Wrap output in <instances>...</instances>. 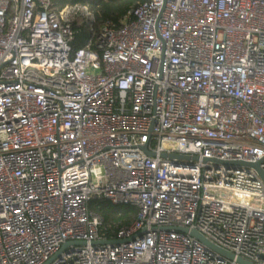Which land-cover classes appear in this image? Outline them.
<instances>
[{
    "label": "built area",
    "instance_id": "2783aa9c",
    "mask_svg": "<svg viewBox=\"0 0 264 264\" xmlns=\"http://www.w3.org/2000/svg\"><path fill=\"white\" fill-rule=\"evenodd\" d=\"M55 1L0 0V264H237L183 229L264 264V181L205 162L264 172V0H149L99 32ZM95 199L137 218L104 239Z\"/></svg>",
    "mask_w": 264,
    "mask_h": 264
},
{
    "label": "trees",
    "instance_id": "16d2710c",
    "mask_svg": "<svg viewBox=\"0 0 264 264\" xmlns=\"http://www.w3.org/2000/svg\"><path fill=\"white\" fill-rule=\"evenodd\" d=\"M70 5L81 4L87 5L95 16L94 29L99 32L106 22H111L116 28L122 25V22L130 13L139 5L149 0H70ZM67 5V4H66ZM64 4V6H66ZM63 6V7H64ZM55 7H59L57 0ZM61 7V8H63ZM60 8V7H59ZM77 31L73 49L76 51L83 48L90 39V33L87 27L79 26L78 22L74 23ZM89 209L103 218L104 224L101 228L100 235L104 239H113L122 227H129L137 218L138 209L131 206H115L106 200H92L89 203Z\"/></svg>",
    "mask_w": 264,
    "mask_h": 264
},
{
    "label": "water",
    "instance_id": "95a60500",
    "mask_svg": "<svg viewBox=\"0 0 264 264\" xmlns=\"http://www.w3.org/2000/svg\"><path fill=\"white\" fill-rule=\"evenodd\" d=\"M145 151L152 155V153L148 152L146 148H144ZM163 157L165 158H170V159H189V158H186V157H183V156H178V155H163ZM194 159H197V158H194ZM214 162L216 163L217 165H223L225 167H234V168H253L255 169L258 174L260 175L261 179L264 181V172L261 170L260 168V165L262 163V161L258 162V163H246V162H221V161H215V160H208L206 159L205 162ZM183 232L185 233H189L191 236L195 237L197 240H199L203 245H205L207 248L213 250V251H216L218 252L219 254H221L222 256L230 259V260H235L237 262V264H253L249 261H246L242 258H236L234 254L226 251V250H223L219 247H217L216 245H214L213 243H211L207 238H205L201 233H199L198 231L196 230H193V231H188L187 229H183L182 230ZM121 241L120 240H108V241H96L94 242L93 244L94 245H98V244H119ZM86 243L85 242H72V243H67L65 244L62 249H61V252L63 250H65L67 247H69L70 245H79V246H82V245H85ZM60 252V253H61ZM59 253V254H60ZM58 254V255H59ZM57 255V256H58ZM53 260V259H52ZM52 260H50L48 263L46 264H49L52 262Z\"/></svg>",
    "mask_w": 264,
    "mask_h": 264
},
{
    "label": "rangeland",
    "instance_id": "374dc122",
    "mask_svg": "<svg viewBox=\"0 0 264 264\" xmlns=\"http://www.w3.org/2000/svg\"><path fill=\"white\" fill-rule=\"evenodd\" d=\"M71 1L70 0H57V3L59 4V7H57V10H60L61 7L64 6V4H69ZM121 206H124V205H121Z\"/></svg>",
    "mask_w": 264,
    "mask_h": 264
}]
</instances>
